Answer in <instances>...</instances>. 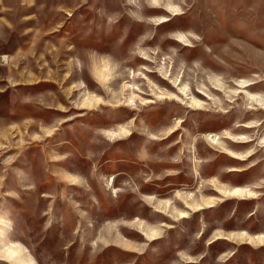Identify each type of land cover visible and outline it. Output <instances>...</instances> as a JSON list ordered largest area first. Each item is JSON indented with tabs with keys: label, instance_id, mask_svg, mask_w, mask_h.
Instances as JSON below:
<instances>
[{
	"label": "rangeland",
	"instance_id": "obj_1",
	"mask_svg": "<svg viewBox=\"0 0 264 264\" xmlns=\"http://www.w3.org/2000/svg\"><path fill=\"white\" fill-rule=\"evenodd\" d=\"M0 264H264V0H0Z\"/></svg>",
	"mask_w": 264,
	"mask_h": 264
},
{
	"label": "bare ground",
	"instance_id": "obj_2",
	"mask_svg": "<svg viewBox=\"0 0 264 264\" xmlns=\"http://www.w3.org/2000/svg\"><path fill=\"white\" fill-rule=\"evenodd\" d=\"M209 138H212L214 142L219 143L220 137L217 134H208Z\"/></svg>",
	"mask_w": 264,
	"mask_h": 264
}]
</instances>
